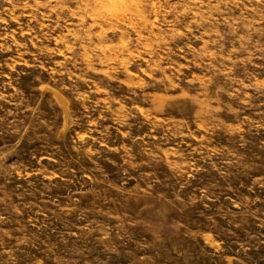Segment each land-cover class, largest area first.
Segmentation results:
<instances>
[{"label": "rangeland", "instance_id": "rangeland-1", "mask_svg": "<svg viewBox=\"0 0 264 264\" xmlns=\"http://www.w3.org/2000/svg\"><path fill=\"white\" fill-rule=\"evenodd\" d=\"M0 264H264V0H0Z\"/></svg>", "mask_w": 264, "mask_h": 264}]
</instances>
